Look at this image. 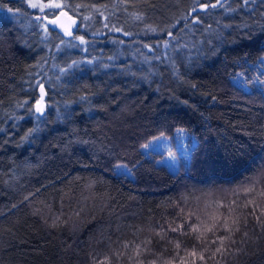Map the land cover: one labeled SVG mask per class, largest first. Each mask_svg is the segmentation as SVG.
Wrapping results in <instances>:
<instances>
[{
    "label": "trees",
    "instance_id": "1",
    "mask_svg": "<svg viewBox=\"0 0 264 264\" xmlns=\"http://www.w3.org/2000/svg\"><path fill=\"white\" fill-rule=\"evenodd\" d=\"M56 1L0 0V264H264V0Z\"/></svg>",
    "mask_w": 264,
    "mask_h": 264
},
{
    "label": "rangeland",
    "instance_id": "2",
    "mask_svg": "<svg viewBox=\"0 0 264 264\" xmlns=\"http://www.w3.org/2000/svg\"><path fill=\"white\" fill-rule=\"evenodd\" d=\"M28 6L31 10L35 11L36 14L43 13H58L62 9L52 7L54 4H60L56 0H29ZM32 4H36L37 7H31ZM71 17V16H70ZM77 20L74 18V29L76 28ZM78 45H82V40L76 38L74 40ZM144 151H153L159 153L158 162L165 165L171 171H176L179 167V161L188 157L190 148L194 145V141L188 138V135L182 130H178L173 140L164 136L155 137L146 144Z\"/></svg>",
    "mask_w": 264,
    "mask_h": 264
},
{
    "label": "water",
    "instance_id": "3",
    "mask_svg": "<svg viewBox=\"0 0 264 264\" xmlns=\"http://www.w3.org/2000/svg\"><path fill=\"white\" fill-rule=\"evenodd\" d=\"M38 19L42 20L46 24V26L51 28L52 30H57L59 32H62V35L64 37H68L74 29V19L64 12H59L56 16L51 18L38 16ZM41 89L42 86L39 87V97L34 104V112L38 116L42 115L44 112V102H43V96L41 95ZM38 101L40 102V106L42 108V111L40 112L36 111Z\"/></svg>",
    "mask_w": 264,
    "mask_h": 264
},
{
    "label": "snow or ice",
    "instance_id": "4",
    "mask_svg": "<svg viewBox=\"0 0 264 264\" xmlns=\"http://www.w3.org/2000/svg\"><path fill=\"white\" fill-rule=\"evenodd\" d=\"M217 3H219V0H217ZM207 6H208V5H201V7H207ZM211 6H212V7H216L215 4H214V5H211ZM31 7H37V5H36V4H32ZM52 7L60 8L61 5H60V4H54V5H52ZM193 11H195V9H193ZM41 95L43 96V88L41 89ZM36 111H37V112L42 111V108H41V106H40V102H39V101L37 102V108H36ZM144 147H147V145H144ZM117 167H120V166L117 165ZM245 191H248V189H246ZM234 223H235V221H234ZM224 227L227 228V224H225ZM173 231H175V229H173ZM217 251H220V249H217ZM201 259H203V257H201Z\"/></svg>",
    "mask_w": 264,
    "mask_h": 264
}]
</instances>
